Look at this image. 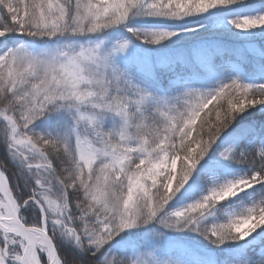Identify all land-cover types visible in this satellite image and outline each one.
Segmentation results:
<instances>
[{
	"label": "rangeland",
	"instance_id": "374dc122",
	"mask_svg": "<svg viewBox=\"0 0 264 264\" xmlns=\"http://www.w3.org/2000/svg\"><path fill=\"white\" fill-rule=\"evenodd\" d=\"M240 1L0 0V44L17 38L0 47L2 156L6 162L14 147L25 156L27 143H34L49 153L61 178L52 191H43L44 206L33 201L41 226L31 234L44 264H52L50 249L64 264L52 227L67 242L87 240L101 249L154 221L180 234L217 204L234 217L239 238L264 224V138L247 142L240 169L210 173L202 184L181 188L225 116L264 113V78L230 58L168 91L147 74L152 49L195 38L263 37L264 9L236 7ZM206 13L215 15L197 19ZM39 169L49 181V168ZM4 174L10 203L20 212L32 208L17 201ZM0 204L2 216L12 217L1 193ZM3 225L12 232L0 230V264H19L21 232ZM132 261L196 264L180 254L160 258L151 248Z\"/></svg>",
	"mask_w": 264,
	"mask_h": 264
},
{
	"label": "trees",
	"instance_id": "16d2710c",
	"mask_svg": "<svg viewBox=\"0 0 264 264\" xmlns=\"http://www.w3.org/2000/svg\"><path fill=\"white\" fill-rule=\"evenodd\" d=\"M255 5L264 9V0H241L235 6L249 9ZM213 15L215 14L206 13L197 19L206 20ZM16 40L14 38L2 42L0 47L7 42L15 43ZM7 46L1 49L4 50ZM148 53L151 63L148 64L147 74L166 91L180 86L176 82L187 78L189 74H199L212 62L225 58L242 63L249 74L264 78V36L250 40L195 38L174 47L152 49ZM245 113L247 112L224 117L220 132L196 156L190 176L181 187L183 191L202 184L210 173H230L246 163L242 160V149L249 140L264 138V113ZM4 140L0 139V167L9 176L17 201L21 205L26 202L25 205L32 206L22 207L21 219L28 227L39 229L41 214L33 201H39L44 206L43 191H52L55 188L54 179L61 183V178L49 153L31 142L27 143V153H23L25 156L19 155L15 147L9 148L5 162L2 156L4 151L1 152L5 147ZM47 160L50 164L46 163ZM42 167L51 171L48 173L49 181L39 176V168ZM51 181L53 186L48 185ZM179 195L175 201L181 198ZM261 195L264 197V191ZM221 205L209 207L180 234L167 231L154 221L139 230L126 232L101 249L92 248L87 240H84L83 245L82 242L81 245L67 242L61 239L54 227L49 233L64 264H132L134 256L150 248L160 258L180 254L196 264H225L231 260L256 264L263 260L264 224L248 238H239L232 228L234 217L222 214ZM72 221L74 231L78 232L77 222ZM148 243L150 247L147 246ZM0 245L3 246L1 241ZM41 261L45 263L43 256ZM6 264L14 263L6 261Z\"/></svg>",
	"mask_w": 264,
	"mask_h": 264
},
{
	"label": "water",
	"instance_id": "95a60500",
	"mask_svg": "<svg viewBox=\"0 0 264 264\" xmlns=\"http://www.w3.org/2000/svg\"><path fill=\"white\" fill-rule=\"evenodd\" d=\"M0 183H4V185L6 186L7 188V192L9 193L10 195V198L13 199L12 195H11V192H10V188L8 186V183H7V179L5 177V174L4 172L1 170L0 168ZM1 188V187H0ZM0 193L5 197V200L7 202V204L11 205L10 203V199L4 195V193L2 191H0ZM12 217L10 218H4V217H0V222L1 221H7L9 223H12L14 225H16L20 230H21V233L23 235V238L25 240V243H26V249L28 248L30 242H29V233L31 232V228L26 226L25 223L21 220L20 218V209L18 208V210H13L12 209ZM2 231H4V229L1 228ZM50 244L53 245V242L50 240ZM34 250H36L35 246H33ZM36 255H37V264H42L40 258H39V253L36 251ZM20 264H24V261H23V258L20 260Z\"/></svg>",
	"mask_w": 264,
	"mask_h": 264
},
{
	"label": "bare ground",
	"instance_id": "6f19581e",
	"mask_svg": "<svg viewBox=\"0 0 264 264\" xmlns=\"http://www.w3.org/2000/svg\"><path fill=\"white\" fill-rule=\"evenodd\" d=\"M3 185H4L3 183H0V187H1L0 191H2V192H4ZM7 207H8V210L10 211V213H11L12 209L15 210L14 202L11 200V205L7 204ZM7 215H9V214L7 213ZM1 216H2V214L0 213V217ZM1 226H3V224H1ZM6 230H9V229L5 228V231ZM14 232L15 233H19V230H15ZM28 239H29L30 244H29L28 248L25 249V254L23 256V261H24V264H36L37 257H36V252H35L33 246H35V248H36L37 244L35 243V238H34V236H32V234H29ZM48 257L50 258L52 264H60L57 256H55V254H54L52 249H50Z\"/></svg>",
	"mask_w": 264,
	"mask_h": 264
}]
</instances>
